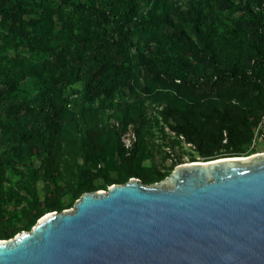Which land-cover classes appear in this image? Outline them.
I'll return each instance as SVG.
<instances>
[{
  "label": "rangeland",
  "instance_id": "rangeland-1",
  "mask_svg": "<svg viewBox=\"0 0 264 264\" xmlns=\"http://www.w3.org/2000/svg\"><path fill=\"white\" fill-rule=\"evenodd\" d=\"M141 1L134 47L106 34L102 61L92 46L60 33L59 54L44 55L56 58L63 79L85 72L81 94L52 96L56 196L45 173L50 119L35 73L11 83L0 66V161L6 168L0 239L30 230L48 212L72 208L85 192L134 177L157 183L184 162L264 152V29L249 13L264 0ZM62 7L60 0H3L0 64L34 58L31 38L38 29L54 24L64 32ZM198 10L206 20L197 31ZM141 53L154 57V65ZM164 64L174 68L172 75L163 73ZM226 72L260 80L248 83Z\"/></svg>",
  "mask_w": 264,
  "mask_h": 264
},
{
  "label": "water",
  "instance_id": "water-1",
  "mask_svg": "<svg viewBox=\"0 0 264 264\" xmlns=\"http://www.w3.org/2000/svg\"><path fill=\"white\" fill-rule=\"evenodd\" d=\"M0 264H264V152L85 192L0 240Z\"/></svg>",
  "mask_w": 264,
  "mask_h": 264
},
{
  "label": "trees",
  "instance_id": "trees-1",
  "mask_svg": "<svg viewBox=\"0 0 264 264\" xmlns=\"http://www.w3.org/2000/svg\"><path fill=\"white\" fill-rule=\"evenodd\" d=\"M63 7L61 19L63 21L64 32H60L55 28V25L38 29L32 36L31 41L35 51L34 58H7L2 61L0 66L3 68L5 75L11 83H16L20 78H24L31 73L33 69L35 73V83L37 89L41 92L42 103L48 118L49 134L46 137L48 144L47 151V167L46 176L52 185V196H56L58 182L55 178L54 167L56 164V132L57 119L54 115V104L52 96L60 93L63 98H66L72 90H79L80 94L85 91V72H80L74 77L63 79L64 70L57 66L56 58L47 59L44 55L59 54L57 48L62 44L55 41V36L66 35L70 39L82 41L88 46H92L96 51L95 58L106 61L107 45L103 42L104 35L117 34L125 45L134 47L136 44L132 38V24L136 17V12L141 7V0H60ZM3 2V0H2ZM1 2V5H2ZM146 4H152L153 0H145ZM0 5V7H1ZM182 5L175 3L174 10L178 15L183 16L184 11ZM151 12L154 13L156 8L151 7ZM250 15L254 18L259 28L264 29V7L259 6V11L255 12L249 9ZM195 28L198 31L200 24L206 20V13L203 10H198L196 14ZM143 30H151L148 24L140 23ZM65 33V34H64ZM60 43V44H59ZM150 65H154V57L146 56ZM55 59V60H54ZM83 70V64L79 65ZM166 75H172L174 68L171 65L164 64L162 69ZM226 75L238 78L244 82L259 81V77L252 75L251 77H238L236 74L226 72ZM79 94L73 95L70 99L77 101ZM6 180V168L0 161V206L2 204V184ZM12 231L10 234L13 235Z\"/></svg>",
  "mask_w": 264,
  "mask_h": 264
},
{
  "label": "bare ground",
  "instance_id": "bare-ground-1",
  "mask_svg": "<svg viewBox=\"0 0 264 264\" xmlns=\"http://www.w3.org/2000/svg\"><path fill=\"white\" fill-rule=\"evenodd\" d=\"M243 157H245V156H243ZM247 157V156H246ZM222 158H226V157H222ZM206 160H204V161H195V162H205ZM190 162V161H189ZM0 240H5V239H0Z\"/></svg>",
  "mask_w": 264,
  "mask_h": 264
},
{
  "label": "built area",
  "instance_id": "built-area-1",
  "mask_svg": "<svg viewBox=\"0 0 264 264\" xmlns=\"http://www.w3.org/2000/svg\"><path fill=\"white\" fill-rule=\"evenodd\" d=\"M1 2H2V0H0V5H1Z\"/></svg>",
  "mask_w": 264,
  "mask_h": 264
}]
</instances>
